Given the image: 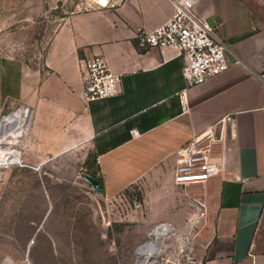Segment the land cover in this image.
<instances>
[{"label":"crops","instance_id":"0c3cea01","mask_svg":"<svg viewBox=\"0 0 264 264\" xmlns=\"http://www.w3.org/2000/svg\"><path fill=\"white\" fill-rule=\"evenodd\" d=\"M173 7L124 0L58 17L45 0H0V113L30 108L10 112L9 123L13 136L28 128L20 164L32 177L91 190L83 172L98 176L104 207L137 186L153 222L203 212L201 264H264V0L197 1L228 56L242 59L197 84L187 83L182 55L139 43L138 33ZM99 50L121 81L115 93L87 101L82 63ZM225 115L234 132L225 171L198 187L178 185L176 149ZM44 208L42 223L54 207Z\"/></svg>","mask_w":264,"mask_h":264},{"label":"rangeland","instance_id":"374dc122","mask_svg":"<svg viewBox=\"0 0 264 264\" xmlns=\"http://www.w3.org/2000/svg\"><path fill=\"white\" fill-rule=\"evenodd\" d=\"M45 5L58 17L86 9L85 0H45ZM18 104L2 109L0 123L4 119L10 122L9 113L20 107L31 114L28 106ZM27 129L4 145L21 149L24 139L22 144L17 139L24 137ZM21 160L0 166V264H139L138 252H153L159 245L161 256L172 259L175 254L178 264L199 259L201 237L207 233L202 211V219H193L188 213L179 224L168 218L153 222L149 213L134 207L132 192L137 191L142 199L137 186L130 188L123 200L104 207L102 195L92 191V184L90 190L88 184L32 177ZM51 203L54 208L42 223L47 212L44 207ZM158 230L166 234L155 236ZM168 233L172 234L166 236Z\"/></svg>","mask_w":264,"mask_h":264},{"label":"built area","instance_id":"2783aa9c","mask_svg":"<svg viewBox=\"0 0 264 264\" xmlns=\"http://www.w3.org/2000/svg\"><path fill=\"white\" fill-rule=\"evenodd\" d=\"M123 1L85 0V6L86 8H115ZM197 1L172 0L173 12L165 22L138 33L142 47H170L184 57L183 75L188 84L202 83L221 73L231 64L242 62L238 55L232 58L228 56L229 46L225 38L216 26L199 14L196 9ZM82 68L85 100L107 97L118 90L121 74L110 67L103 51H95L87 56L82 63ZM259 77L264 81V71L259 74ZM230 120L229 115L221 117L176 149L174 178L178 185L206 183L225 171L230 141L234 136L230 128ZM132 199L134 207L142 206V200L137 191L132 192ZM148 240L143 244H146ZM180 251H184V248ZM146 254L150 262L155 264H178L175 254L172 259L161 256L160 245L153 252L148 251L145 254L138 252L137 259ZM193 264H201L200 259L195 260Z\"/></svg>","mask_w":264,"mask_h":264},{"label":"bare ground","instance_id":"6f19581e","mask_svg":"<svg viewBox=\"0 0 264 264\" xmlns=\"http://www.w3.org/2000/svg\"><path fill=\"white\" fill-rule=\"evenodd\" d=\"M12 139L14 140L13 133L11 132V125L7 120L4 119L0 123V166L9 167L12 164L19 163V161L21 160L22 155L19 151L21 149L18 150L17 148L15 149L13 147L4 145L8 143L9 141H11ZM17 142L19 144H22L23 138H18ZM165 234H166L165 230H158L155 233V236L162 237ZM170 234L172 233H168L166 236H169ZM138 262L139 264H155V263L150 262L149 256L139 258Z\"/></svg>","mask_w":264,"mask_h":264},{"label":"water","instance_id":"95a60500","mask_svg":"<svg viewBox=\"0 0 264 264\" xmlns=\"http://www.w3.org/2000/svg\"><path fill=\"white\" fill-rule=\"evenodd\" d=\"M83 175L92 184V187L94 190H96L100 194H104V192H105L104 184L98 176H95V175L90 174L88 172H83Z\"/></svg>","mask_w":264,"mask_h":264},{"label":"trees","instance_id":"16d2710c","mask_svg":"<svg viewBox=\"0 0 264 264\" xmlns=\"http://www.w3.org/2000/svg\"><path fill=\"white\" fill-rule=\"evenodd\" d=\"M140 198H141V196H140Z\"/></svg>","mask_w":264,"mask_h":264}]
</instances>
